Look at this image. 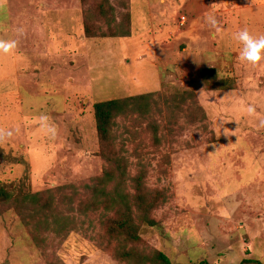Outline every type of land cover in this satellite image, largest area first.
I'll return each mask as SVG.
<instances>
[{"label": "rangeland", "instance_id": "374dc122", "mask_svg": "<svg viewBox=\"0 0 264 264\" xmlns=\"http://www.w3.org/2000/svg\"><path fill=\"white\" fill-rule=\"evenodd\" d=\"M245 28L264 35V0H0V40L18 45L0 55V130L12 133L0 182L51 209L0 204V264H127L106 233L113 211L86 210L85 185L107 167L94 103L139 94L146 112L116 119V148L166 201L128 248L172 264H264V61H241L233 33Z\"/></svg>", "mask_w": 264, "mask_h": 264}, {"label": "trees", "instance_id": "16d2710c", "mask_svg": "<svg viewBox=\"0 0 264 264\" xmlns=\"http://www.w3.org/2000/svg\"><path fill=\"white\" fill-rule=\"evenodd\" d=\"M85 32L88 35L87 27H85ZM130 34L131 31L122 30L115 35L125 37ZM89 36H97V34ZM195 75H199L197 77L206 83L213 80L220 87L225 86L222 78L218 77L215 68H199ZM228 87L234 86L230 84ZM148 97L150 94H139L94 103L100 154L107 163V167L101 176L95 178L91 184L85 185L89 194L85 209L113 211L112 216L110 218L107 216L104 223L107 235L114 242V253L118 259L127 264H172L171 259L161 251L139 254L133 247L128 248L129 244L141 241V224L157 226L158 222L151 217V213L166 201V195L162 190H152L146 186L145 175L142 171L135 176L130 175L126 158L116 148L114 133L116 119L127 117L136 112L144 114L146 110L139 102ZM1 159L2 152H0ZM21 184L0 182V204L11 205L17 210L32 208L41 214H46L51 210L49 205L41 203L40 192H28ZM55 221L58 222V219ZM60 229L64 231L65 227L62 226ZM249 263L263 264L258 259L250 258L242 259L240 264ZM198 264H209V262L202 260Z\"/></svg>", "mask_w": 264, "mask_h": 264}, {"label": "clouds", "instance_id": "9594fccd", "mask_svg": "<svg viewBox=\"0 0 264 264\" xmlns=\"http://www.w3.org/2000/svg\"><path fill=\"white\" fill-rule=\"evenodd\" d=\"M205 19L211 28L216 29L218 27L219 22L214 14L207 15ZM233 39L242 45L240 51L241 61L248 62L253 66L264 61V35H253L247 28H245L233 33ZM17 46V41L15 40H0V55L11 54ZM41 121L42 128L54 138L57 134L56 126L48 123V117H42ZM224 133L230 135L227 128H224ZM11 135V132L0 130V142H3Z\"/></svg>", "mask_w": 264, "mask_h": 264}]
</instances>
